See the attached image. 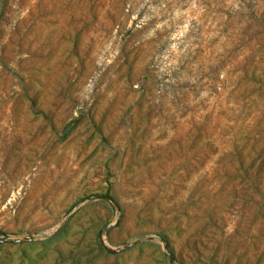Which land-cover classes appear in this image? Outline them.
<instances>
[{
    "label": "rangeland",
    "instance_id": "rangeland-1",
    "mask_svg": "<svg viewBox=\"0 0 264 264\" xmlns=\"http://www.w3.org/2000/svg\"><path fill=\"white\" fill-rule=\"evenodd\" d=\"M0 264H264V0H0Z\"/></svg>",
    "mask_w": 264,
    "mask_h": 264
}]
</instances>
